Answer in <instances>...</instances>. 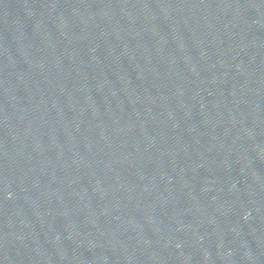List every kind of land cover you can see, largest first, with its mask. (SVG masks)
Masks as SVG:
<instances>
[{
    "label": "water",
    "instance_id": "obj_1",
    "mask_svg": "<svg viewBox=\"0 0 264 264\" xmlns=\"http://www.w3.org/2000/svg\"><path fill=\"white\" fill-rule=\"evenodd\" d=\"M0 264H264V0H0Z\"/></svg>",
    "mask_w": 264,
    "mask_h": 264
}]
</instances>
